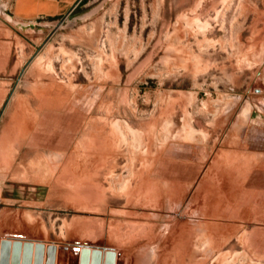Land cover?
I'll list each match as a JSON object with an SVG mask.
<instances>
[{"label":"rangeland","instance_id":"374dc122","mask_svg":"<svg viewBox=\"0 0 264 264\" xmlns=\"http://www.w3.org/2000/svg\"><path fill=\"white\" fill-rule=\"evenodd\" d=\"M49 262L264 264V0L0 6V264Z\"/></svg>","mask_w":264,"mask_h":264},{"label":"crops","instance_id":"0c3cea01","mask_svg":"<svg viewBox=\"0 0 264 264\" xmlns=\"http://www.w3.org/2000/svg\"><path fill=\"white\" fill-rule=\"evenodd\" d=\"M79 0H0L1 8L10 14V18L21 24H29L42 20H53L65 17ZM19 241L26 239L24 235H16ZM50 250H55L54 248ZM54 254V251H53ZM53 264V262H49ZM55 264V263H54ZM83 264H88L87 262ZM112 264V263H108Z\"/></svg>","mask_w":264,"mask_h":264},{"label":"water","instance_id":"95a60500","mask_svg":"<svg viewBox=\"0 0 264 264\" xmlns=\"http://www.w3.org/2000/svg\"><path fill=\"white\" fill-rule=\"evenodd\" d=\"M112 254H113L112 256L114 257V252ZM110 263L114 264V262H110Z\"/></svg>","mask_w":264,"mask_h":264},{"label":"bare ground","instance_id":"6f19581e","mask_svg":"<svg viewBox=\"0 0 264 264\" xmlns=\"http://www.w3.org/2000/svg\"><path fill=\"white\" fill-rule=\"evenodd\" d=\"M21 110V109H20ZM26 126V125H25ZM39 142V141H38ZM217 178V177H216ZM231 180V179H230ZM263 184V183H262Z\"/></svg>","mask_w":264,"mask_h":264}]
</instances>
